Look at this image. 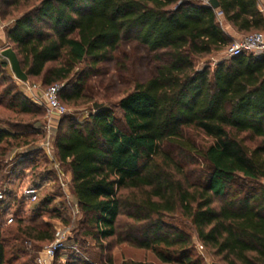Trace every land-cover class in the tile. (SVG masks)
<instances>
[{
  "label": "trees",
  "instance_id": "16d2710c",
  "mask_svg": "<svg viewBox=\"0 0 264 264\" xmlns=\"http://www.w3.org/2000/svg\"><path fill=\"white\" fill-rule=\"evenodd\" d=\"M36 1L32 10L14 17L4 35L28 78L40 77L45 87L63 85L59 99H80L83 78L71 84L74 69L87 62L89 72L96 71L122 41L136 40L157 63L152 76L134 81L118 101L124 129L107 107L96 108L82 122L63 118L56 128V158L70 175L77 207L94 237L115 234L120 189L147 188L143 207L159 214L178 206L196 240L219 261L264 264V56L241 53L212 69L194 63V57L232 42L216 10L241 34L264 31L261 0H217L218 8L204 0ZM18 3L6 2L15 9ZM26 105L25 100L23 111L29 112ZM188 127L213 142L195 149L183 137ZM241 133L260 141L248 147L238 137ZM16 138L0 129V142ZM164 145L201 155L207 167L201 181L190 182ZM2 208L0 203V213ZM152 226L151 234L137 242L139 247L151 249L164 263L202 264L188 233L165 230L160 220ZM5 228L0 229V264L12 262L27 239H53L47 224H18L7 237L18 245H7ZM64 264L88 263L73 258Z\"/></svg>",
  "mask_w": 264,
  "mask_h": 264
},
{
  "label": "rangeland",
  "instance_id": "374dc122",
  "mask_svg": "<svg viewBox=\"0 0 264 264\" xmlns=\"http://www.w3.org/2000/svg\"><path fill=\"white\" fill-rule=\"evenodd\" d=\"M6 2L0 0V31L4 33L6 27L12 24L14 17L32 10L38 3L36 0H19L15 9ZM204 2L208 3L207 0ZM3 11L6 15L2 14ZM244 34L248 33L235 34L234 39ZM234 39L232 38V41ZM231 43L220 51L194 57L196 68L209 66L212 69L217 62L225 59L226 50ZM11 46L5 36H0V52ZM50 65L54 63L48 64ZM156 65L153 55L142 44L134 39L122 41L113 57L100 63L96 71L89 72L87 62L77 65L71 84L79 77L83 78L82 97L70 102L59 99L66 112L50 118L42 96V89L45 86L41 84L40 77L29 78V83L25 84L14 76L7 59L0 53V129L17 135L16 139H4L0 142V186L6 182L8 186L17 189L23 183L37 180L43 174L50 177L51 164L41 148L46 135L44 126L48 120L51 121L50 132L54 138L60 120L70 117L82 122L95 110L93 104L97 103L99 107L112 109L116 124L124 129L122 112L117 106L118 101L132 89L134 81H144L152 76ZM25 100L26 106L30 108L29 112L23 111ZM183 137L197 150H203L213 142L211 137L192 127L183 129ZM238 137L251 148L260 141L249 133H241ZM164 151L182 166L184 175L190 182L201 181L207 169L201 155L173 145H164ZM62 167L63 171L67 172L65 166ZM67 174L69 177L67 188L71 194L69 200H66L59 180L55 177L53 183L50 182L42 188L35 203L20 202L19 207L14 205L15 222L3 231L5 244L18 245L16 240L7 241L8 232L14 230L18 224L24 226L42 223L49 226L53 238L56 230L66 232L63 248L57 250L49 264H64L73 258L88 264H100L108 258H111L112 264L129 262L174 264L161 262L151 249L137 245L138 241L145 240L151 234L152 222L160 220L165 230H183L192 237L193 254L201 258L202 264H225L213 255L211 249L203 248L199 244L190 220L182 215L178 206L174 211H163L159 214L150 213L148 208H144L142 204L148 199L147 188L120 189L118 195L121 207L115 219V234L105 239H96L93 235L94 229L88 226L82 212L75 206L77 204L70 187V175L68 172ZM2 204L3 210L4 203ZM148 215L150 217L147 218ZM49 243L27 239L21 243L22 252L17 254L12 262L5 261L4 264H37V258L42 256L43 249ZM8 257L7 254L6 259Z\"/></svg>",
  "mask_w": 264,
  "mask_h": 264
},
{
  "label": "built area",
  "instance_id": "2783aa9c",
  "mask_svg": "<svg viewBox=\"0 0 264 264\" xmlns=\"http://www.w3.org/2000/svg\"><path fill=\"white\" fill-rule=\"evenodd\" d=\"M258 7L261 12H264V3H259ZM216 15L220 24L223 25L225 21L222 17V12L216 10ZM241 53H248L257 57L264 56V31L244 34L239 38L234 39L226 50L225 59ZM62 86V84L54 83L42 89V96L44 98L48 117L50 118L53 116H61L66 112L64 105L59 101V92L61 91ZM51 126V121L48 120L44 126L46 135L41 143V148L51 164L50 168L52 169V173L49 174L50 177H48L47 174H43L37 180H29L27 183L25 182L18 186L17 189L13 186H11L13 187L11 188L7 184L0 186V203H4L5 205L0 213V229L7 227L13 222V207L15 202H36L42 188L50 182L53 183L55 177L59 180V184L64 192L66 200L70 199L71 194L67 188L69 177L67 172L63 171L61 163L56 158L53 146V136L50 132ZM65 239L66 232L63 230H56L54 238L43 249V254L37 258L36 263L49 264L57 250L63 248Z\"/></svg>",
  "mask_w": 264,
  "mask_h": 264
},
{
  "label": "water",
  "instance_id": "95a60500",
  "mask_svg": "<svg viewBox=\"0 0 264 264\" xmlns=\"http://www.w3.org/2000/svg\"><path fill=\"white\" fill-rule=\"evenodd\" d=\"M208 3L211 5L212 8H218L219 3L217 0H208ZM1 55L7 59L11 71L14 74V76L21 80L22 82H24L25 84L29 83V78L27 76V74L23 71L21 64L19 62V59L16 55V53L14 52V50L11 47H7L3 50H1ZM99 107V104L94 103L93 104V108L96 109Z\"/></svg>",
  "mask_w": 264,
  "mask_h": 264
},
{
  "label": "crops",
  "instance_id": "0c3cea01",
  "mask_svg": "<svg viewBox=\"0 0 264 264\" xmlns=\"http://www.w3.org/2000/svg\"><path fill=\"white\" fill-rule=\"evenodd\" d=\"M260 3H264V0H261L260 1ZM223 29H224V31H225V33L227 34V35H229L231 38H235V34L237 35L239 32H237L232 26H231V24H229V23H227V22H224L223 23ZM0 36H5L4 35V31H0Z\"/></svg>",
  "mask_w": 264,
  "mask_h": 264
}]
</instances>
